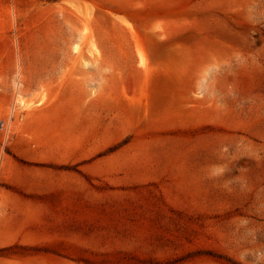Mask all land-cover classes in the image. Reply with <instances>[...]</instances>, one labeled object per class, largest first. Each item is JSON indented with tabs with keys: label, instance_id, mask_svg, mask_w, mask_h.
I'll return each mask as SVG.
<instances>
[{
	"label": "rangeland",
	"instance_id": "rangeland-1",
	"mask_svg": "<svg viewBox=\"0 0 264 264\" xmlns=\"http://www.w3.org/2000/svg\"><path fill=\"white\" fill-rule=\"evenodd\" d=\"M0 214V264H264V0H0Z\"/></svg>",
	"mask_w": 264,
	"mask_h": 264
},
{
	"label": "crops",
	"instance_id": "crops-1",
	"mask_svg": "<svg viewBox=\"0 0 264 264\" xmlns=\"http://www.w3.org/2000/svg\"><path fill=\"white\" fill-rule=\"evenodd\" d=\"M4 196L5 198L3 200L8 202L11 206L22 205L21 203H19L21 199L17 196V194L8 193V194H4ZM9 216L11 215L10 214H0V226H5L4 224H6V227L8 228L9 226L11 227V229L9 230L10 232H13V233L17 232V228L15 227L14 222L9 218ZM16 238L17 237L15 235H10V233L1 235L0 241H3V242L0 244V247L18 242L19 240H17Z\"/></svg>",
	"mask_w": 264,
	"mask_h": 264
},
{
	"label": "bare ground",
	"instance_id": "bare-ground-1",
	"mask_svg": "<svg viewBox=\"0 0 264 264\" xmlns=\"http://www.w3.org/2000/svg\"><path fill=\"white\" fill-rule=\"evenodd\" d=\"M123 2V1H122ZM125 2V1H124ZM118 3V2H117ZM161 3V2H160ZM125 3H123V5H124ZM120 5V4H119ZM43 30V29H42ZM143 58H144V56H143ZM75 103V102H74ZM79 109V108H78ZM59 123V122H58ZM37 175V174H36ZM38 177V176H37ZM8 233V229L7 228H5V227H2V226H0V235H4V234H7Z\"/></svg>",
	"mask_w": 264,
	"mask_h": 264
}]
</instances>
